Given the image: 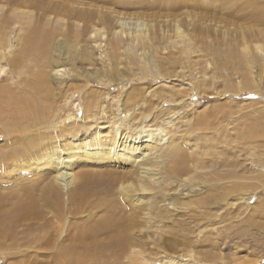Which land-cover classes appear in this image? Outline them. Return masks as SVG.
Segmentation results:
<instances>
[{"label":"rangeland","instance_id":"1","mask_svg":"<svg viewBox=\"0 0 264 264\" xmlns=\"http://www.w3.org/2000/svg\"><path fill=\"white\" fill-rule=\"evenodd\" d=\"M261 15L264 0H0V264H264ZM119 114L168 124L187 157L163 151L151 221L136 226L119 189L137 186L136 164L77 161L72 172L91 174L83 202L78 181L46 187L44 152L73 150L77 134L85 145Z\"/></svg>","mask_w":264,"mask_h":264},{"label":"bare ground","instance_id":"2","mask_svg":"<svg viewBox=\"0 0 264 264\" xmlns=\"http://www.w3.org/2000/svg\"><path fill=\"white\" fill-rule=\"evenodd\" d=\"M121 16L122 15L117 14L116 20L118 22V25L122 29H124L128 27L127 24H131V23L128 21H125V19L123 18H120ZM261 16H262L261 20H264L263 15ZM127 19L132 20V19H135V17L132 16V17H128ZM170 21L175 22L174 20H170ZM132 24H133V29H136L134 30L135 32L134 31L132 32V35H131L132 42L133 43H140V42L146 43L147 42L146 39H148L147 33L143 31L142 28L139 27L137 23H132ZM115 34L118 36L122 34V32L118 31ZM100 35H101V38L105 37L104 32H101ZM35 47L36 48L38 47V42L37 43L31 42L30 48L34 49ZM18 62L19 61L14 62V63L18 64ZM4 70L5 69H3L2 72H4ZM63 70L64 69L57 67L54 70L53 74L61 75V72H63ZM36 78L39 81H37V85L36 83L35 85L38 87L44 86V81L42 79H39L40 77H36ZM104 115L105 114H99L98 116L94 115V117L92 116L91 118H84V119H92V120L96 119V121H99V125H101L104 123V122L103 123L101 122L102 119L104 118ZM122 117H123L122 114H119V117H118L119 120H115L111 118V121L115 122V124L113 125L111 124L110 127H108V125H105V126L102 125L100 126L101 128L98 127V130L95 131L94 134H92L93 136H88L90 135V133H89V130H86L85 131L86 135L84 139L85 145L82 144L81 146L75 147L76 145H79L78 143H82V140H80V142L75 144V142L78 139L77 137H79L77 134L75 138H71L70 140H67L65 142V144H67V146L70 145L71 148H72V145H74L73 150L71 148H70L71 150L62 149L59 144V148L55 150V153L50 152V151L44 152L43 155L47 157V162H48V163L46 162L47 163L46 166L50 165L56 168V173L54 174L51 180L53 183L56 184V187H54L52 182L50 184H47L46 187L48 190V194L51 197L53 194L54 195L56 194V191L59 193H61V191L65 192V190L71 183L78 181L80 185L79 187H77V189L74 190L75 193H74V197L72 195V198L73 200H79L80 202H83L85 200L84 195H86L87 193L86 191H88L87 185H88V181L90 180L91 174H89V172H83L81 174H75L74 172H72V169L75 167V164L77 163V161L86 160V159L89 160L90 158H92L91 161L92 162L96 161L95 163L104 161L103 163L112 162L115 165H116L115 162L119 164H123V165L136 164L138 166L137 172H134L133 170H131L129 177L131 178L132 176L135 175L137 186L136 187L133 186L130 182L126 185L124 184L123 187H119L122 193V197L120 196V198L124 199L125 203L130 202L133 204V202L136 201V203L134 204L135 207L132 208L131 210L132 216L130 218H127V223H129L130 226H136L137 225L136 218H138L139 220H142V222L144 221L145 223H148L151 221L150 219H148V216H149L148 212L151 208V205H153L150 201V196L153 195V191L157 192L158 190H160L159 186L161 185L158 184V185H154L151 187L150 183L151 182L155 183L157 181V178L158 180L159 178H161L160 171L155 169V164L159 162V159L162 157L161 155L163 151L165 152L167 149H171L174 155L176 154L178 155V158H177L178 161L179 160L185 161L187 157L186 155H183L182 153H180V150L178 146L176 145L178 143L174 144L170 142V140L168 141V139L169 138L171 139L172 137L171 131L164 133L166 129L170 128V126L168 127V124H167V127L161 126L159 128L154 129L153 127L154 125H148L147 123H144V122H141L139 125H136V123L132 122V120L134 119L133 116L130 119L126 117L125 115H124V118ZM169 122L172 123V121H169ZM163 123L165 125L164 121ZM103 128H105L106 131H101V129ZM168 135H169V138H167ZM44 137L45 136H40L39 139H41V141H44L43 139ZM89 137L94 138V141L92 144L87 145V141H89ZM42 146H43V143H42ZM43 148L45 147H42V149ZM26 151L27 150L24 149V152ZM102 174L108 177H112V174H115V173L112 171V174L107 173V172L106 173L102 172ZM58 187H62L63 190H61ZM126 188L129 189L132 193H129L126 190ZM164 200L166 201L167 198H164ZM71 202H72V199H71ZM138 211H143L142 216L137 215ZM97 224L98 226L104 225L103 222L100 220H98ZM97 224L94 223V225H91L94 227L92 231L97 229ZM129 245H130L129 239L121 240L119 242L121 251H124ZM134 249H130L131 250L130 254H134V251H135ZM174 258H176V260L174 262H171L170 264H180L183 260L187 261L185 257H183L184 259L181 260L179 259V257H175V256L169 258V260L173 261ZM205 260L208 261V259H205Z\"/></svg>","mask_w":264,"mask_h":264}]
</instances>
